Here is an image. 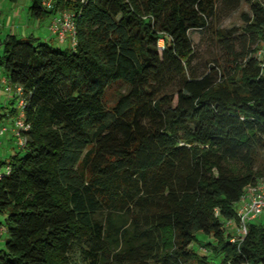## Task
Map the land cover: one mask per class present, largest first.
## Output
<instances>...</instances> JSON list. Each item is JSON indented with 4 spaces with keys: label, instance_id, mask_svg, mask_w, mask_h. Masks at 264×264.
I'll use <instances>...</instances> for the list:
<instances>
[{
    "label": "trees",
    "instance_id": "1",
    "mask_svg": "<svg viewBox=\"0 0 264 264\" xmlns=\"http://www.w3.org/2000/svg\"><path fill=\"white\" fill-rule=\"evenodd\" d=\"M222 1L30 0L34 20L71 13L76 46L0 39L30 126L0 160V264H73L76 245L84 264H213L192 249L197 233L222 264H264L263 222L235 243L226 228L264 178V0L214 32L223 54L208 72L190 67V33ZM114 85L127 91L108 106Z\"/></svg>",
    "mask_w": 264,
    "mask_h": 264
},
{
    "label": "rangeland",
    "instance_id": "2",
    "mask_svg": "<svg viewBox=\"0 0 264 264\" xmlns=\"http://www.w3.org/2000/svg\"><path fill=\"white\" fill-rule=\"evenodd\" d=\"M249 1L251 0H241L237 5L234 3L231 4L232 2L228 0L220 2L217 5L216 16L211 21L210 26L206 30L195 32L193 31L190 33V37L195 51L194 59L190 67L192 72L196 76H201L208 72L209 64L215 63L216 60H220L222 57L223 52L221 49V44L218 42L214 32H216L217 30L231 29L234 27L242 26L243 23L241 16L242 14L249 13ZM30 5V0H0V39H4V37L9 33H15V31L9 30L10 23L14 22V20H12L14 13L18 20L17 22H20L23 25L29 22L28 20H30V22L32 23L30 24V29L34 31V34L30 35H33L35 38H38L39 34L37 33V31L39 28H34L33 23L36 24V20L30 19ZM48 19H46V21H48ZM19 38H21V36H19ZM64 44H66V47L64 46ZM70 44L71 42L69 40L65 41L64 43H61V45H63L62 49H69ZM260 50H264V44L261 46ZM174 89L175 88H172V90ZM126 91L127 88L122 85H114L113 87H111L110 90H108V92L106 93L107 105L112 106L117 100L118 96L122 93H126ZM9 96L11 97V99L13 98V95H5L3 93H0V121L6 120V122H10L11 124V119H5V115H9V112L12 108L16 107V104L10 105L9 103L11 102H9L7 105H5V100ZM5 106H7L8 108L5 109ZM10 129L8 132V135L10 134L9 137L8 135H4L0 138V160L8 159L18 150L15 145V138L14 136H11L12 132H10ZM12 147L14 148L13 151L11 149ZM10 149L11 151H9ZM5 226L6 217L5 215L0 213V228H3ZM6 240L7 234H4L2 238L0 236V249H4ZM206 241V236H204L202 233H197V241L192 244V249L199 251L200 254L208 257L210 263L222 264V255L214 257L211 252H208L204 249L207 247L206 245H204L206 244ZM200 245H204L205 247H201V249H199ZM70 258L73 264H84L80 247L77 245L73 246L70 253Z\"/></svg>",
    "mask_w": 264,
    "mask_h": 264
},
{
    "label": "built area",
    "instance_id": "3",
    "mask_svg": "<svg viewBox=\"0 0 264 264\" xmlns=\"http://www.w3.org/2000/svg\"><path fill=\"white\" fill-rule=\"evenodd\" d=\"M53 0H43V6L46 8L52 7ZM50 31L53 37L58 42L64 43L69 40L71 47L76 46V23L71 13L64 11L61 15L53 18L50 25ZM257 57L262 61V67H264V50H259ZM3 92L6 95H13V98L17 101L18 115L14 121L13 128L10 129L15 138V145L19 149L25 148L27 144V138L23 135V131L30 128L29 125L24 123L25 113L24 106L25 100L23 98V91L20 87L12 86L6 78L1 81ZM9 132V128L0 126V138ZM1 146V140H0ZM9 171V169H7ZM3 175L0 173V179ZM237 223L228 222L226 224L227 230L235 237L231 239V242H239L244 239L248 233V225L255 221H261L264 223V178L260 179L256 184L249 186L244 195L242 196L237 206ZM5 231L4 228H0V235ZM237 237V238H236Z\"/></svg>",
    "mask_w": 264,
    "mask_h": 264
},
{
    "label": "crops",
    "instance_id": "4",
    "mask_svg": "<svg viewBox=\"0 0 264 264\" xmlns=\"http://www.w3.org/2000/svg\"><path fill=\"white\" fill-rule=\"evenodd\" d=\"M59 15H61V13H58V14H56V15H54V16H52V17H50V19H48V21H46V20H43V21H37L36 20V24L35 23H33L34 24V28H39L38 29V31H37V33L39 34V36H38V38L39 39H41V40H43V41H45V42H48V43H50V44H52V45H54V46H56V47H61L62 48V46L63 45H61V43L60 42H58V40H56L53 36H52V34H51V31H50V24L52 23V21H53V18H55V17H57V16H59ZM30 19H32L31 17H30ZM12 20H14V22L13 23H10V28H9V30H13V31H15V33H12V34H14V35H16L18 38H19V36H21V38H27L28 36H30V34H34V31L32 30V29H30V24H32L31 22H30V20H28L29 22H27L26 24H22V23H20V22H17L18 20H17V18H16V15H15V13H14V16L12 17ZM34 20V19H33ZM64 46L66 47V44H64ZM4 78H6V75L4 74V72L0 69V93H3V94H5L4 92H3V88H2V84H1V81L4 79ZM6 95V94H5ZM13 98L11 99V97L9 96V97H7V99L5 100V105H7L9 102H11V103H9L10 105H12V103H13ZM8 107L7 106H5V109H7ZM7 116V117H6ZM5 116V119H7V118H10L11 119V123H12V118L11 117H8L9 115H6ZM0 126H5V127H8L9 129L10 128H12V125L10 124V122H6V120H4V121H0ZM11 132V131H10ZM13 134V133H12ZM11 134V136L13 137V135ZM6 135H8V133L6 134ZM10 135V134H9ZM9 135H8V137H9ZM11 137V138H12ZM12 149V151L14 150V148L12 147L11 148ZM11 149L9 150V151H11ZM13 154V153H12ZM5 160V159H4ZM3 237V236H2ZM1 237V238H2Z\"/></svg>",
    "mask_w": 264,
    "mask_h": 264
}]
</instances>
